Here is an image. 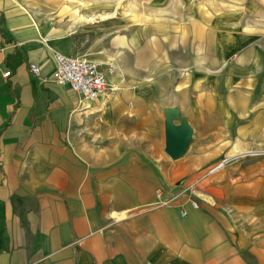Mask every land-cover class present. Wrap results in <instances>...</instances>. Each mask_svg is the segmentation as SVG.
I'll use <instances>...</instances> for the list:
<instances>
[{
	"label": "crops",
	"instance_id": "obj_1",
	"mask_svg": "<svg viewBox=\"0 0 264 264\" xmlns=\"http://www.w3.org/2000/svg\"><path fill=\"white\" fill-rule=\"evenodd\" d=\"M24 2L0 0V264H264V0H150L87 45ZM79 53L116 70L85 109L42 80Z\"/></svg>",
	"mask_w": 264,
	"mask_h": 264
},
{
	"label": "rangeland",
	"instance_id": "obj_2",
	"mask_svg": "<svg viewBox=\"0 0 264 264\" xmlns=\"http://www.w3.org/2000/svg\"><path fill=\"white\" fill-rule=\"evenodd\" d=\"M25 5L24 0H19ZM150 0H31L34 8L29 9L47 14L53 19L66 20L71 25L80 24L83 28L82 43L87 45L97 35V31L116 32L130 23L140 9ZM204 0H189L199 5ZM130 18V20H129ZM92 19V20H91ZM83 45V46H84ZM80 59L89 61V53H79Z\"/></svg>",
	"mask_w": 264,
	"mask_h": 264
},
{
	"label": "built area",
	"instance_id": "obj_3",
	"mask_svg": "<svg viewBox=\"0 0 264 264\" xmlns=\"http://www.w3.org/2000/svg\"><path fill=\"white\" fill-rule=\"evenodd\" d=\"M55 59V72L52 78H43L44 82L54 81L63 86H70L71 90L79 98L80 109H85L90 104L99 100L108 90V75L115 74L113 64H99L85 59L69 57L57 54ZM106 66L105 69L103 67ZM30 72L41 78L37 65H30ZM5 78L11 77V72L4 74ZM264 132V128H263ZM253 155H264V152H255ZM231 158H225L212 172H217L229 164ZM162 196V192L157 194ZM194 209L199 208L197 201H191ZM184 215V212L182 213Z\"/></svg>",
	"mask_w": 264,
	"mask_h": 264
},
{
	"label": "water",
	"instance_id": "obj_4",
	"mask_svg": "<svg viewBox=\"0 0 264 264\" xmlns=\"http://www.w3.org/2000/svg\"><path fill=\"white\" fill-rule=\"evenodd\" d=\"M166 153L174 161L182 159L193 142L194 129L177 108L166 111Z\"/></svg>",
	"mask_w": 264,
	"mask_h": 264
},
{
	"label": "bare ground",
	"instance_id": "obj_5",
	"mask_svg": "<svg viewBox=\"0 0 264 264\" xmlns=\"http://www.w3.org/2000/svg\"><path fill=\"white\" fill-rule=\"evenodd\" d=\"M92 20V19H91ZM243 155V154H242Z\"/></svg>",
	"mask_w": 264,
	"mask_h": 264
}]
</instances>
